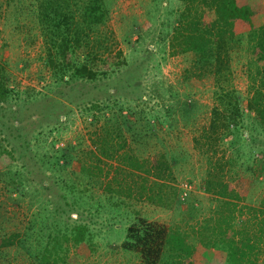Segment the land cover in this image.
Segmentation results:
<instances>
[{
  "label": "rangeland",
  "instance_id": "374dc122",
  "mask_svg": "<svg viewBox=\"0 0 264 264\" xmlns=\"http://www.w3.org/2000/svg\"><path fill=\"white\" fill-rule=\"evenodd\" d=\"M12 5H2L0 65L9 74L8 85L19 91L10 103L24 97L35 116L11 130L8 141L0 139L13 156L7 166L0 159V236L18 231L20 237L0 248V264H144L138 252L120 246L126 225L138 215L178 231L194 247L191 264H227L222 248L198 242L197 230L211 223L219 208L203 187L209 154L193 141L207 126L214 85L189 70L191 52L169 51L181 3L106 0L107 19L100 28L110 32L107 41L112 51L122 52L126 66L108 77L69 83L56 79L44 63L34 14H16ZM248 56L243 47L232 53L231 84L241 95ZM50 99L61 104L56 123L41 113V103ZM244 100L246 123L218 139L211 164L216 158L224 161L223 179L244 196L242 202L256 204L264 192V132L250 120ZM6 114L0 109L1 118ZM105 128L111 143L124 140L118 152L139 159L162 154L173 179L153 185L151 199L140 197L143 173L129 175L130 169L119 167L121 157L93 148L94 132ZM248 134L253 142L242 139ZM229 156L233 164L225 162ZM78 236L82 239L76 242ZM251 258L254 262L245 264H264V246Z\"/></svg>",
  "mask_w": 264,
  "mask_h": 264
},
{
  "label": "trees",
  "instance_id": "16d2710c",
  "mask_svg": "<svg viewBox=\"0 0 264 264\" xmlns=\"http://www.w3.org/2000/svg\"><path fill=\"white\" fill-rule=\"evenodd\" d=\"M177 1L181 7L169 34V51L171 54L191 52L189 70L196 69L197 76L209 77L214 85L207 126L193 137V141L209 154L210 165L205 170L203 187L217 198L219 208L209 217L211 223H205L197 230L198 242L205 247L222 248L227 264L254 262L251 255L264 246V192L256 204L242 202L244 196L223 179L224 161L216 158L211 164V154L220 137L235 132L246 123L241 119L243 99L250 120L264 132V0ZM3 4H13L16 14H34L41 34L44 63L56 79L69 83L72 79L108 77L107 73L126 66L122 52L119 49L112 51L111 41H107L110 32L100 28L107 19L106 0H0V19L4 16ZM241 47L249 53L242 68L246 80L244 95L231 84L234 73L232 53L234 48ZM8 76L0 65V109L7 113L6 117L0 115L1 140L9 139L11 130L25 127L35 116V112L27 111L29 101L24 97L20 102L10 103L13 97L19 96V91L8 85ZM27 93L23 91V94ZM41 104V113L56 123L60 101L50 99ZM107 131L108 128L101 134L94 132L93 148L106 157H121V166H118L123 171L130 169L129 175L134 171L143 173L139 174L142 175L140 197L151 199L149 192L153 185L163 186L173 179L170 165L162 154L139 159L126 151L118 152L119 146L125 147L124 140L118 145L111 143L113 139ZM241 137L254 141L251 134ZM15 138L18 137L15 135ZM0 159H4V166H7L13 156L0 146ZM234 159L229 156L225 162L233 164ZM19 238L18 231L0 236V248L16 243ZM81 239L78 236L75 241ZM120 246L138 252L144 264H183V261L191 264L194 248L178 231L140 215L126 225ZM44 258L41 255L42 261ZM44 262L47 264V260Z\"/></svg>",
  "mask_w": 264,
  "mask_h": 264
}]
</instances>
